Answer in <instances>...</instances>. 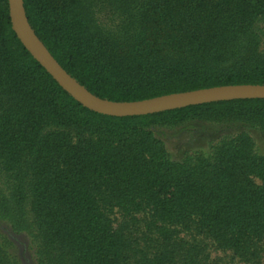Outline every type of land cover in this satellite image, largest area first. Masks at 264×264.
Listing matches in <instances>:
<instances>
[{"label":"trees","instance_id":"trees-1","mask_svg":"<svg viewBox=\"0 0 264 264\" xmlns=\"http://www.w3.org/2000/svg\"><path fill=\"white\" fill-rule=\"evenodd\" d=\"M22 7L55 61L101 99L264 85V30L256 27L264 29V0H22ZM101 8L122 17V35L99 32L93 18ZM193 121L239 125V133L173 160L155 130ZM114 212L134 224L145 215L140 236L114 228ZM0 222L16 234L35 226L39 264H201L198 248L179 239L182 227L249 259L264 246V100L97 114L23 47L8 0H0ZM6 244L0 264H9Z\"/></svg>","mask_w":264,"mask_h":264},{"label":"rangeland","instance_id":"rangeland-1","mask_svg":"<svg viewBox=\"0 0 264 264\" xmlns=\"http://www.w3.org/2000/svg\"><path fill=\"white\" fill-rule=\"evenodd\" d=\"M93 19L99 32L106 36L117 37L124 32L122 17L114 14L110 8L97 9ZM256 27L258 30H264L261 25ZM237 130L239 125L193 121L177 128H158L155 130V135L162 140L167 154L173 160H181L194 157L195 152L207 151L210 145H215L221 139L235 136L239 133ZM255 182L259 183L256 179ZM109 217L114 228L121 226L126 231H132L134 236L132 238L140 236L139 233L145 229L144 224L147 219L143 214L136 216L134 218L140 222L134 224L125 214L114 212L109 214ZM30 224H32L31 220ZM176 233L186 246L198 248L201 264H264V246L262 245H257V251L251 258L244 259L214 242L205 234L199 233L194 227L177 228ZM2 239L7 241L5 251L9 264H39L38 253L42 250L34 225H31L27 232L16 234L12 233L5 223L0 222V240Z\"/></svg>","mask_w":264,"mask_h":264},{"label":"water","instance_id":"water-1","mask_svg":"<svg viewBox=\"0 0 264 264\" xmlns=\"http://www.w3.org/2000/svg\"><path fill=\"white\" fill-rule=\"evenodd\" d=\"M8 8L12 30L23 47L69 96L97 114L111 117L145 116L213 102L264 100V85L221 86L136 102H113L98 98L71 78L51 56L31 29L22 0H8Z\"/></svg>","mask_w":264,"mask_h":264}]
</instances>
